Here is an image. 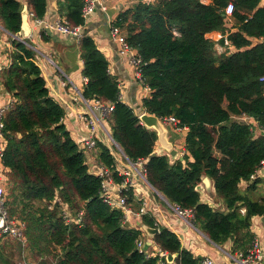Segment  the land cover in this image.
<instances>
[{
	"label": "trees",
	"instance_id": "trees-1",
	"mask_svg": "<svg viewBox=\"0 0 264 264\" xmlns=\"http://www.w3.org/2000/svg\"><path fill=\"white\" fill-rule=\"evenodd\" d=\"M85 0H57L58 15L70 26H84ZM232 3L231 15L225 7ZM260 0H134L114 25L141 59L143 85L149 95L142 109L161 120L173 116L186 128L182 160L156 154V132L140 121L134 108L120 100L117 77L86 31L78 38L82 95L112 102L106 118L113 140L131 161L142 160L149 184L181 210L191 223L218 245L231 240L232 253L251 246V218L264 215V196L250 199L240 182L255 188L252 178L264 159V6ZM19 0H0V25L11 34L21 24ZM35 18L43 19L46 0H25ZM234 20L231 28L226 20ZM226 34L233 49L218 53L207 34ZM40 36L46 39L44 29ZM255 40V41H253ZM10 63L0 82L11 101L4 113L6 172L5 208L9 220L22 223L25 243L0 233V264L17 256L38 264H159L164 257L147 256L136 247L139 227L125 225V213L102 196V178L88 169L85 150L70 137L64 108L50 97L28 39L13 38ZM109 172L114 183L124 177L110 148L97 140L88 151ZM191 158V160H190ZM212 180L222 207L200 200L202 177ZM264 182V180H263ZM126 206L137 204L132 190L121 189ZM67 207L73 221H66ZM244 209V212H241ZM141 224L158 228L152 237L161 251L177 253V264H199L181 246L178 236L157 224L151 214ZM25 254V256H24ZM26 261V260H25Z\"/></svg>",
	"mask_w": 264,
	"mask_h": 264
},
{
	"label": "crops",
	"instance_id": "crops-1",
	"mask_svg": "<svg viewBox=\"0 0 264 264\" xmlns=\"http://www.w3.org/2000/svg\"><path fill=\"white\" fill-rule=\"evenodd\" d=\"M19 1L25 5V0ZM92 1L94 2L95 8L86 18L85 25L81 26L83 33L86 31V33L92 36L98 49L106 56L109 72L115 75L119 82L122 100L132 106L138 114L139 110L142 109V99L148 96L150 91L136 81L133 68L127 63L125 58L119 56L117 44L110 37H105V33L102 32L104 22L106 20L107 22L115 20L118 14L130 6L134 0ZM143 1L152 2L154 0ZM202 1L209 2V0ZM259 5L264 6V0H260ZM57 17V0H46V12L43 18V24L38 25L28 18L27 23L30 33L24 39H28L32 44L31 47L35 52V62L41 70L50 97L64 108L63 123L70 137L80 145L89 136L86 125L88 108L77 96L78 92L82 94L85 84V77L82 75L83 62L80 58L78 38L60 34L49 29V24H52ZM226 21V27L231 28L234 20L227 19ZM42 29L47 33L46 39L40 36ZM225 35L220 31H212L207 34V37L219 41ZM13 38L14 34H11L0 25V70L7 67L10 63L9 51L12 49L11 40ZM218 44L219 42H216V49ZM10 101V95L4 91L0 82V106L7 105ZM106 126L108 127L107 124ZM167 130V137L172 143L174 154L161 147L157 140L154 153L166 154L171 162L178 159L182 160L184 155V137L187 129H177L174 125L170 124V126H167ZM98 134V137H102L101 132ZM256 134L264 135V128L257 129ZM102 142L109 146L106 141L102 140ZM112 153L116 157V169L119 172L126 169L125 164L127 163L125 157L120 155L118 150L114 151L112 149ZM86 159L89 171L94 172V166H98L99 164L89 152L86 153ZM7 171L8 168L3 165L0 158V184L4 189L6 187L7 176L5 174ZM252 178L258 179L255 188L246 190L247 183L245 181L240 182L239 186L241 190L246 192V195L250 199L260 200L264 196V166L259 167ZM108 188L110 192H113V189L119 188V184L114 182L110 183ZM142 189V197L138 196L140 199L136 198L137 204L134 208L129 206L131 213L127 220L132 217L131 220L133 221V223L128 221L130 226L142 229L140 216L136 213L143 204L148 210L150 208V214L156 223L174 232L178 236L181 246L188 249L194 256H209L215 264H237L228 257V253H232L231 240L226 241L222 245L215 244L192 223L190 224V217L186 220L172 210L165 201V203H161L156 200L149 191L152 187L146 186ZM198 190L202 202L214 208L222 207L221 201L215 196L211 179L207 177H204L203 180L201 179ZM170 210L172 213L169 212ZM250 229L254 233V236L260 239L264 250V223L262 216L254 215L251 218ZM143 233L145 241L151 243H147L149 250L157 252L160 248L154 243L152 237L148 236L145 231ZM164 264L168 263L165 262ZM172 264L177 263L174 260Z\"/></svg>",
	"mask_w": 264,
	"mask_h": 264
},
{
	"label": "built area",
	"instance_id": "built-area-1",
	"mask_svg": "<svg viewBox=\"0 0 264 264\" xmlns=\"http://www.w3.org/2000/svg\"><path fill=\"white\" fill-rule=\"evenodd\" d=\"M94 2L92 0H85L83 8H82V16L86 19L89 14L94 10ZM234 10V6L232 3H228L225 7V14L227 16L231 15V13ZM29 18L36 24L41 25L43 24V19L35 18L32 13L29 12ZM81 26H70L67 21H65L63 18H61L59 15L53 21L52 24H49V29L60 33L64 35H68L71 37L79 38L80 32L79 29ZM108 31H109V37L111 40H113L117 44V51L119 56L125 58L127 63L133 68L134 75L136 81L142 85L145 89L149 90L148 87L143 85V81L141 78L139 66L141 64V59L136 53V51L129 46V44L125 40V36L122 33V30L114 25V20L111 22H108ZM217 41V40H216ZM216 45V44H215ZM229 49H233V46L230 44L229 40L226 38V36L223 37V43H219L217 46V52L223 53L226 52ZM264 77L261 78L263 80ZM86 83V78L84 79ZM150 91V90H149ZM77 96L86 104L88 111V118L86 121L87 129L89 136L83 140L80 143V148L85 150V153H87L90 149H93L96 147L97 140L101 142L106 141L108 143V147L110 148V152L112 153V149L114 151L118 150L120 155L125 157L126 159V169L118 171L119 174H121L124 179L121 183H119L118 189H113V192L109 191V184L113 183L111 178L109 177V172L107 169H105L101 165L94 166V172H92L95 175H98L102 178V196L104 200L111 206L115 208H120L124 211L126 220L128 216L131 213V208L129 206H126V198L121 195L120 191L121 189H128L130 188L132 190V193L135 198L142 197L143 187H149V183L145 177L144 168H143V162L142 160L138 161H131L129 160L125 154L121 152V150L117 147L116 142L113 140L109 128L106 126V118L108 114L113 110V103L112 102H102L97 99H86L83 97L81 93L78 92ZM120 100L121 94H120ZM123 101V100H122ZM9 104V103H8ZM7 105L0 106V158L2 157V153L4 150V134H3V128H4V113L7 109ZM139 116V115H138ZM163 122L167 124L174 125L177 129H183L181 127L177 126L178 120L175 119L173 116H168L162 120ZM101 132L102 137H98V133ZM185 153V148H184ZM113 154V153H112ZM116 158V157H115ZM125 161V160H124ZM264 166V159L261 161L260 167ZM151 187V186H150ZM139 196V197H138ZM140 199V198H139ZM144 202V201H143ZM179 216L185 218L191 217V211L190 210H181L177 206L172 204H168ZM63 214L66 221H73L74 219L71 216L70 211L67 209V207H64ZM140 209L137 211V215L141 216L142 214L149 213L150 214V208L146 206L141 205L139 207ZM241 212H244V209H241ZM191 224V222H190ZM22 223L18 220H9L8 213L5 208V189L0 184V233L5 234L8 236H11L12 238L17 239L22 243V245L25 243V239L22 235ZM141 229V228H140ZM142 230V229H141ZM144 231L142 230V234L136 239V247L140 252H143L147 256H155L159 255L160 257H166V252L161 251L158 249L157 252H153L149 250L148 244H151L150 242H146L143 238ZM228 257L233 260L237 264H264V250L262 247V243L258 237H254L252 244L250 247L246 249V251H240L236 253H228ZM24 264H38L35 261H23ZM166 262V260H165ZM164 261L161 262V264L165 263ZM199 264H215L213 259L209 256H203L200 260Z\"/></svg>",
	"mask_w": 264,
	"mask_h": 264
},
{
	"label": "water",
	"instance_id": "water-1",
	"mask_svg": "<svg viewBox=\"0 0 264 264\" xmlns=\"http://www.w3.org/2000/svg\"><path fill=\"white\" fill-rule=\"evenodd\" d=\"M20 16H21L20 29H19L18 33L14 34V38L23 41V39L26 38L29 35V33H30V31H29V25L27 23L28 18H29V11H28L26 5H23L22 6V9L20 11ZM79 32H80V34H82L83 33V29L80 28L79 29ZM102 32L105 33V37H109L108 22H107V20L104 22ZM138 115H139L140 121L144 124V126L146 128L152 129V130H154L156 132L157 142L160 144V146L163 147L168 152L174 154V152H173L174 150L172 148V143L168 140V137H167V134H168L167 127L163 124L162 120L158 116H156V115L146 113L145 111H143V109L139 110ZM116 145L120 149V147L118 146L117 143H116ZM121 152L123 153L122 150H121ZM204 177H206V176H204ZM203 178H202V180H203ZM152 189L166 203L170 204L166 200V198L160 192H158L154 187H152ZM262 220H263V223H264V215L262 216ZM125 225H129V222L127 220H125ZM142 229L145 231V233L148 236H151V237H153L158 232V228L146 226L144 224H142ZM176 256H177V253H167L166 254V257H165V260H166V262L168 264H172V262L174 261V259H175Z\"/></svg>",
	"mask_w": 264,
	"mask_h": 264
},
{
	"label": "rangeland",
	"instance_id": "rangeland-1",
	"mask_svg": "<svg viewBox=\"0 0 264 264\" xmlns=\"http://www.w3.org/2000/svg\"><path fill=\"white\" fill-rule=\"evenodd\" d=\"M163 122V121H162ZM163 124L167 127V126H170V124H167V123H165V122H163ZM150 192H151V194L153 195V197L156 199V200H158L159 202H164V200L154 191V190H149ZM5 195H7V185H6V187H5ZM165 203V202H164ZM171 206H173V205H171ZM170 207V206H169ZM171 208V207H170ZM63 209H65V208H63ZM172 209V208H171ZM173 210V209H172ZM169 212H171L172 213V211L170 210ZM131 218L132 217H130L127 221H130V222H132L133 223V221L131 220ZM24 256H25V254H24ZM25 258V260L26 261H29V257L27 258V257H24ZM24 260L22 259V258H20V256H17V258H16V260H15V262H14V264H24V262H23Z\"/></svg>",
	"mask_w": 264,
	"mask_h": 264
}]
</instances>
